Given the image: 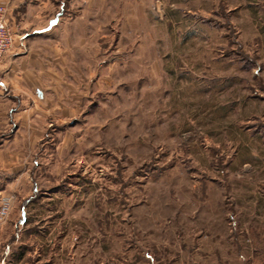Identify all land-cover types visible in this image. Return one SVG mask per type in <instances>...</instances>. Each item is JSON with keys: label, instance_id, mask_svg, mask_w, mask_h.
Here are the masks:
<instances>
[{"label": "rangeland", "instance_id": "1", "mask_svg": "<svg viewBox=\"0 0 264 264\" xmlns=\"http://www.w3.org/2000/svg\"><path fill=\"white\" fill-rule=\"evenodd\" d=\"M27 4L78 111L0 142V264H264V0Z\"/></svg>", "mask_w": 264, "mask_h": 264}, {"label": "crops", "instance_id": "2", "mask_svg": "<svg viewBox=\"0 0 264 264\" xmlns=\"http://www.w3.org/2000/svg\"><path fill=\"white\" fill-rule=\"evenodd\" d=\"M21 2L0 0L14 33L0 61V142L10 140L15 148L26 140H39L41 129L46 133L55 124L61 128L70 112L78 111V103L73 100L72 105L70 98L79 97L65 91L70 89L71 75L75 78L80 70L77 62H71L69 27L60 23L57 12L49 16L33 4L18 10ZM8 152L17 156V151Z\"/></svg>", "mask_w": 264, "mask_h": 264}, {"label": "built area", "instance_id": "3", "mask_svg": "<svg viewBox=\"0 0 264 264\" xmlns=\"http://www.w3.org/2000/svg\"><path fill=\"white\" fill-rule=\"evenodd\" d=\"M14 40V33L7 21V10L4 4H0V61L5 52L10 48ZM1 207L0 214H5L7 203L4 202Z\"/></svg>", "mask_w": 264, "mask_h": 264}, {"label": "trees", "instance_id": "4", "mask_svg": "<svg viewBox=\"0 0 264 264\" xmlns=\"http://www.w3.org/2000/svg\"><path fill=\"white\" fill-rule=\"evenodd\" d=\"M62 6H63V4L60 5V9L57 11V16L61 15V13H62ZM19 258H20V255H14L12 260H18Z\"/></svg>", "mask_w": 264, "mask_h": 264}]
</instances>
